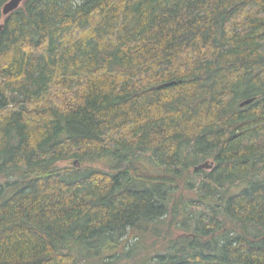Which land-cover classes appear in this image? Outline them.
Wrapping results in <instances>:
<instances>
[{"label":"trees","instance_id":"trees-1","mask_svg":"<svg viewBox=\"0 0 264 264\" xmlns=\"http://www.w3.org/2000/svg\"><path fill=\"white\" fill-rule=\"evenodd\" d=\"M7 1L0 264H264V0ZM145 160L202 174V210L123 263L130 230L178 212Z\"/></svg>","mask_w":264,"mask_h":264},{"label":"rangeland","instance_id":"rangeland-1","mask_svg":"<svg viewBox=\"0 0 264 264\" xmlns=\"http://www.w3.org/2000/svg\"><path fill=\"white\" fill-rule=\"evenodd\" d=\"M206 160L213 161L212 158H208L201 160L200 162L203 163ZM109 161L110 158L94 159L86 161L84 166H94L106 169L107 162ZM58 165L63 167L69 165V163L60 162ZM138 165L145 176L157 179H168V181H172V184L176 188V192L174 198L171 201V206L174 207L176 205V209L178 207V212H172V214H169L159 222L144 224L140 228L130 230L129 234L126 235L127 237H125L124 241H122L121 247H119L117 250L119 255H123L121 258L123 263L131 261L129 256L126 254V251L130 249H133L132 252L134 257H131L132 260L152 256L159 252L166 251L169 243L172 240L177 238L180 234L190 232L180 228V223L186 220V222H188L187 224L193 225L195 222V214H198L202 210L200 207L186 206L190 198H197L199 196V190L192 189L193 186L189 185L188 183L194 184L197 189H199V185L201 184L204 177L202 174L194 175L191 170L190 174L183 171L182 176H171L165 168L150 163L148 160L142 161ZM0 181H4V179H0ZM184 206L188 208V212H191L188 219L185 218V215H182V208ZM189 229L192 228L190 227ZM86 262L87 264H100L95 259H87L84 261V263Z\"/></svg>","mask_w":264,"mask_h":264},{"label":"water","instance_id":"water-1","mask_svg":"<svg viewBox=\"0 0 264 264\" xmlns=\"http://www.w3.org/2000/svg\"><path fill=\"white\" fill-rule=\"evenodd\" d=\"M23 1L24 0H8L3 6V15L6 16L9 13L13 12L14 10L18 9L21 6V4L23 3ZM172 83H174V82L161 84L158 86V88L170 85ZM252 101H254V98L246 99V100L241 102V106L247 105V104L251 103ZM213 166H214V161L206 160L205 162L198 164L195 167V169L196 170L211 169V168H213Z\"/></svg>","mask_w":264,"mask_h":264}]
</instances>
